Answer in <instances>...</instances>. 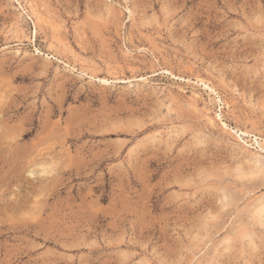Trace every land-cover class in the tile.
<instances>
[{"label": "rangeland", "instance_id": "obj_1", "mask_svg": "<svg viewBox=\"0 0 264 264\" xmlns=\"http://www.w3.org/2000/svg\"><path fill=\"white\" fill-rule=\"evenodd\" d=\"M263 201L264 0H0V264H264Z\"/></svg>", "mask_w": 264, "mask_h": 264}, {"label": "bare ground", "instance_id": "obj_2", "mask_svg": "<svg viewBox=\"0 0 264 264\" xmlns=\"http://www.w3.org/2000/svg\"><path fill=\"white\" fill-rule=\"evenodd\" d=\"M32 9H33V8H32ZM33 14H34V13H33ZM36 14H38V13H35L34 15H36ZM38 17H39V14H38ZM40 19H41V18H40ZM42 20H43V19H42ZM210 88H211V87H210ZM259 160H260V159H259ZM52 161H53V160H52ZM262 162H263V161H262ZM262 162H261V163H262ZM40 163H41V162H40ZM42 163H43V162H42ZM257 163H258V162H257ZM54 164H55V163H54ZM54 164H53V165H54ZM255 164H256V163H255ZM255 164H254V165H255ZM257 165H258V164H257ZM42 166H44V165H42ZM35 167H36V166H35ZM40 167H41V166H40ZM261 167H262V166H261ZM31 169H32V168H31ZM33 169H34V168H33ZM48 169H50V168H48ZM29 170H30V169H29ZM41 170H42V172H43V171H45V168L42 167ZM50 170H51V169H50ZM50 170H49V171H50ZM26 172H27V171H26ZM38 172H39V171H38ZM51 172H52V171H51ZM252 172H253V171H252ZM32 174H33V173H32ZM262 203H264V201H263ZM263 206H264V205H263ZM259 211H260V210H259ZM254 214H255V212H254ZM258 214H259V213H258ZM258 214H257V215H258ZM259 216H261V215L259 214ZM256 218H257V216H256Z\"/></svg>", "mask_w": 264, "mask_h": 264}]
</instances>
